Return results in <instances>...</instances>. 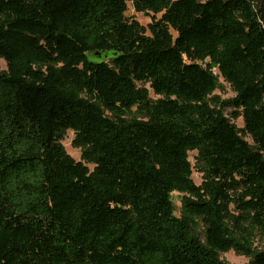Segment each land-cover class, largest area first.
I'll use <instances>...</instances> for the list:
<instances>
[{
  "label": "trees",
  "instance_id": "1",
  "mask_svg": "<svg viewBox=\"0 0 264 264\" xmlns=\"http://www.w3.org/2000/svg\"><path fill=\"white\" fill-rule=\"evenodd\" d=\"M132 5L0 0V264H264V0Z\"/></svg>",
  "mask_w": 264,
  "mask_h": 264
},
{
  "label": "rangeland",
  "instance_id": "2",
  "mask_svg": "<svg viewBox=\"0 0 264 264\" xmlns=\"http://www.w3.org/2000/svg\"><path fill=\"white\" fill-rule=\"evenodd\" d=\"M255 1V0H252ZM126 15L130 17H134L144 26H147V24L151 21V13L146 14L143 12H139L134 10L132 5V0H127V11ZM159 15H156L158 17ZM213 74L217 77L218 80V87L215 89L214 94L217 95L221 100H230L235 94L232 90L230 84L219 74L218 69L216 67L211 68ZM0 71L6 73L7 72V65L6 62L0 58ZM148 86V84H146ZM151 97L156 98L157 96L154 95L151 92ZM224 114L229 118V120L234 123L237 127L242 128L243 127V119L240 113L237 115V117L233 116L234 108L230 105H224L223 109ZM128 116H137V113L135 112V108H132L131 111H129ZM74 139V132L72 130H67L64 133V136L61 140V144L65 150L66 153H68L70 156H72L75 160H82L81 158V151L82 149L78 146H75L73 144ZM189 160L192 167V179L195 184L201 185L202 181L204 180V170L200 164H198L195 160L196 151H190L189 153ZM90 168H92V164H88ZM182 195L178 192H173L171 194L173 204L175 207V214L179 215L180 208H181V201H182ZM202 237L203 231L200 230L199 233ZM251 248L253 251L257 252L259 250H264V237L257 235L251 245ZM219 257L226 263V264H244L247 263L250 259L249 256L244 254H239L234 250H228L224 252L219 253Z\"/></svg>",
  "mask_w": 264,
  "mask_h": 264
}]
</instances>
